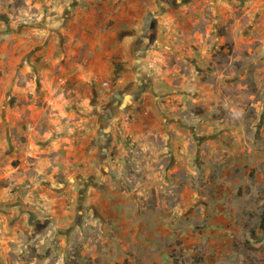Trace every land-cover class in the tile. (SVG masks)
I'll use <instances>...</instances> for the list:
<instances>
[{
  "label": "rangeland",
  "instance_id": "374dc122",
  "mask_svg": "<svg viewBox=\"0 0 264 264\" xmlns=\"http://www.w3.org/2000/svg\"><path fill=\"white\" fill-rule=\"evenodd\" d=\"M83 1L0 0V88L11 74L19 84L36 80L32 44L67 55L54 70L60 77ZM142 1L149 7L130 27L147 37L149 54L130 52L125 85L123 61L113 58L102 102L79 99L81 112L97 108L89 121L67 117L57 102L73 94L71 80L56 78L47 111L61 113L51 126L65 132L30 155L38 166L14 171L20 158L0 120V264H264V0ZM93 11L100 31L92 34H115L117 18L103 24L100 7ZM74 124H102L103 134L107 124L92 155H77H91L87 171L67 148ZM30 178L39 183L30 201L12 199Z\"/></svg>",
  "mask_w": 264,
  "mask_h": 264
},
{
  "label": "crops",
  "instance_id": "0c3cea01",
  "mask_svg": "<svg viewBox=\"0 0 264 264\" xmlns=\"http://www.w3.org/2000/svg\"><path fill=\"white\" fill-rule=\"evenodd\" d=\"M91 1L95 2L94 0H90V2L89 0L79 2L74 11L72 23L69 25V28L70 31L75 30L77 34L75 32L70 34L74 40L73 47L70 46L72 49L68 50V60L60 64L61 69H63L60 77L54 70L56 64L63 62L67 55L56 57L55 52L43 49L42 45L41 48L37 49L38 47L34 46L36 44H32L33 46L29 47V52L26 57L28 62L27 66H31L35 70L36 80L32 83L27 81L25 85L19 84L11 74L10 79L6 80L4 88H0V90H4L5 95L3 98L0 97V105L3 104L4 110V113L0 114V120L4 124L3 134L6 139L10 140L8 148L20 158V163H17L14 171L20 166H38L36 164L38 163L37 159L33 161L30 155H37L38 152H42L45 144L50 142L48 140L53 136H60L63 131L65 132V130L59 132L55 129V125L60 121V116H62L61 113L54 110L53 113L47 111L48 107L54 103V90L60 87L61 80H56V78H69L71 80L73 94L69 97L64 96L57 102L62 107L67 105V109L69 110V116L67 117L70 119L73 117L77 121L75 118L76 115L82 113L84 117L81 119L83 121H89L92 118V113L97 112V108L94 112L83 113L78 108L80 105L79 99L88 100L91 97H95L99 98L102 102L101 98L107 94L110 86V79L107 77L113 76L115 73L114 60L118 61L113 58L118 56L123 61L120 66L122 76L118 77L117 81L125 85L126 82L124 81L127 77H124V74L129 69L127 63L124 61L127 60L130 52L135 51L134 54L136 57H143L149 54L151 45H149L150 42L147 40V37L142 38L141 35L137 36L133 28L130 27L133 24L130 19L132 21L135 19L136 10L149 7L147 2L142 3V0H120V2L102 0L100 4L98 2L92 4ZM98 6L102 11L100 17L103 18V24H107L110 17L117 18L115 21L116 28L113 30L116 33L106 40L102 37L97 39L96 35H93L91 32L93 29L94 32L97 29V31H100V28L96 27V21L98 20V17L94 15L96 11H93V8H97ZM108 14V18H105ZM126 24L129 27H125ZM107 32L111 34L109 30ZM118 32H121V36L117 35ZM21 68L25 69V66ZM21 72L24 74L25 70L22 69ZM93 73H98V75L102 74L104 76L102 79L107 80L108 84L103 85L100 78H97L96 82L93 83L90 79ZM29 91L33 92L31 97L29 96ZM50 92L52 93L51 95ZM46 98L48 99L47 103ZM102 105L100 106V117L103 113ZM108 115V112H106L105 118H108ZM53 123L55 125L51 126ZM106 125H104V134L102 124L100 128H94L92 126L79 127L78 124L69 126L67 133L70 136V143L67 148L73 150L71 153L74 156L73 164H77L78 166L82 165L81 167L84 171L91 169L90 158H92L91 155L93 152L92 139L94 136H106ZM45 130L53 132L46 139L42 136L45 135ZM86 151L91 153L89 157H86L87 161L78 160L77 155ZM21 181L20 183H22ZM23 182L24 184L21 185L23 192H17L12 197L15 201H19L18 195L22 197L20 199L21 202L26 199L29 200V195L27 194L33 192L34 186L37 187L39 184L37 180L31 178ZM18 205V202L15 205L11 204V206L15 207Z\"/></svg>",
  "mask_w": 264,
  "mask_h": 264
},
{
  "label": "trees",
  "instance_id": "16d2710c",
  "mask_svg": "<svg viewBox=\"0 0 264 264\" xmlns=\"http://www.w3.org/2000/svg\"><path fill=\"white\" fill-rule=\"evenodd\" d=\"M259 227L264 230V212L261 213ZM252 233H255V232L252 230ZM200 259H202V258H200Z\"/></svg>",
  "mask_w": 264,
  "mask_h": 264
},
{
  "label": "built area",
  "instance_id": "2783aa9c",
  "mask_svg": "<svg viewBox=\"0 0 264 264\" xmlns=\"http://www.w3.org/2000/svg\"><path fill=\"white\" fill-rule=\"evenodd\" d=\"M102 84H103V85H107V84H108V81H107V80H103V81H102Z\"/></svg>",
  "mask_w": 264,
  "mask_h": 264
}]
</instances>
